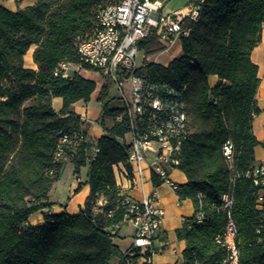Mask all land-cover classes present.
<instances>
[{"label": "trees", "instance_id": "1", "mask_svg": "<svg viewBox=\"0 0 264 264\" xmlns=\"http://www.w3.org/2000/svg\"><path fill=\"white\" fill-rule=\"evenodd\" d=\"M100 4L37 0L16 11L0 5V264H111L122 255L117 234L109 229L125 213L114 170L118 164L129 168L130 147L119 140L127 131L121 122L114 121L98 140H89L69 157L76 169L88 165L85 207L75 215L45 214L42 224L29 222L49 206L45 200L61 176L64 160H55V155L62 132L86 127L72 106L89 102L96 82L79 72L63 77L55 70L61 60L78 61V44L93 34ZM263 23L264 0H205L199 21L183 22L190 32L181 37V54L169 64L150 61L167 48L154 30L138 42L148 74L186 86L191 133L183 143L179 168L188 181L177 193L192 199L195 213L177 230L186 241L182 264H223L227 249L217 236L226 226L221 206L230 192L241 264L264 262V205L257 207L258 187L245 176L254 166L259 143L252 123L259 111L260 79L251 54ZM33 45L36 70L25 66ZM212 75L218 76L213 85ZM113 87L107 77L97 96L103 126L106 117L114 119L117 113L111 106ZM55 97L63 100L59 112ZM227 142L233 144L231 160L225 154ZM95 146L100 151L92 157ZM100 197L107 204L96 212L93 205ZM200 212L204 216L198 223Z\"/></svg>", "mask_w": 264, "mask_h": 264}, {"label": "built area", "instance_id": "2", "mask_svg": "<svg viewBox=\"0 0 264 264\" xmlns=\"http://www.w3.org/2000/svg\"><path fill=\"white\" fill-rule=\"evenodd\" d=\"M168 1L101 0L93 34L78 44V61L61 60L55 70L56 75L63 77L83 70L95 71L104 81L110 77L114 82L110 97L111 106L117 109L114 121L127 127L119 140L130 147L129 168L123 165L124 175L131 187L140 188L144 195L141 200H135L124 194L121 201L124 217L109 228L117 234L124 222L133 227V242L122 253L119 264H170L155 258L159 250L171 247L162 241L158 245L165 209L160 204L157 189L146 193L145 185L151 175L157 182H168L175 189L179 187L169 175L172 169L179 168L183 143L191 133L186 86L179 87L148 74L145 54L138 59L142 51L138 42L154 30L159 40L167 45L163 52L168 51L177 39L189 34L190 28L184 27L183 22L199 21L205 0H193L184 8L163 14L162 9ZM88 141L89 135L84 127L63 131L55 160L74 157ZM224 149L231 160L233 144L227 142ZM99 151L95 146L92 157ZM245 176L252 178L258 187L256 202L261 208L264 205V163L252 166ZM233 200L232 192L226 193L221 206L227 215L225 229L217 236V242L227 249L223 264H241L239 226L233 213ZM106 204L107 199L100 197L93 210L103 211ZM112 214L113 210H110L109 215ZM203 216L202 212L198 214V223L202 222ZM173 251L177 252L175 248Z\"/></svg>", "mask_w": 264, "mask_h": 264}, {"label": "crops", "instance_id": "3", "mask_svg": "<svg viewBox=\"0 0 264 264\" xmlns=\"http://www.w3.org/2000/svg\"><path fill=\"white\" fill-rule=\"evenodd\" d=\"M36 2L37 0H0V5L9 10L16 11L19 8L33 5ZM36 47V45H33L25 55V66L35 70L38 69V66L33 58V53ZM181 51L182 45L180 39V49L176 53H173L169 61L166 62V65L169 64V62L173 58L179 56ZM162 54H164V52L158 53L153 57H156V59H158ZM251 59L258 66V77L260 79V84L258 86L256 94V105L258 106L259 111L254 115L252 123L254 135L259 142L254 149L255 161L253 165H259L264 163V27L262 28L260 42L252 51ZM83 71L80 72L82 76L94 80L83 73ZM209 80L211 85H213L218 81V76L212 75L210 76ZM102 85L103 82H101L100 88L98 90L96 89V91L92 94L91 99L95 98L97 100V96ZM58 98L61 97H55L53 99V105L55 110L59 112L62 108L63 100L62 98L61 100H58ZM55 103L59 104L58 107L55 106ZM80 103L81 105L76 107V104ZM72 109L74 111V114L76 116H79L85 123V129L88 132L90 141L98 140L102 135L106 133V128H110L111 126H113L114 119L112 118V122L109 123V120H111L110 117H106L105 126L101 124L99 120L101 109L99 111V114L91 116V109L87 102L80 100L73 104ZM86 166H81L80 168L76 169V165L71 158L64 159L61 176L59 180L53 184L49 193V197L47 200H45V202L48 203L49 206L39 210L30 217V221L33 224L38 225L44 223L45 214H60L64 211H67L69 214L75 215L85 207L86 199L90 194V185L87 182L88 171L85 178L82 177L81 173L83 172V168ZM66 170L71 171L73 174V179L68 185L62 178ZM114 170L117 182L121 187L122 193L128 195L132 199L141 200L144 196L143 192L140 188L131 187L129 179L124 175L123 164L115 165ZM169 176L170 180L176 183L178 186L181 184H185L188 181L186 174L180 168L172 169ZM64 185L67 186L65 187ZM154 188L157 189L160 196V204L165 209V216L163 219L162 227L158 234V245H160L162 241L168 242L171 247L163 251L159 250L155 254V258L161 263L182 264L183 251L186 248V241L185 239L178 237L177 230L183 226L184 222L188 218L194 215V203L190 198L182 199L177 193V189L172 187L170 183L156 182V179H154L151 175H148V181L145 185L146 193L153 190ZM66 192L67 197L66 199H64V194ZM132 242L133 227L128 222H124L120 227V230L117 232L115 243L119 246L121 252L123 253L131 246ZM173 248L177 250L176 253L173 251ZM120 260L121 255L115 256L111 260V264H119Z\"/></svg>", "mask_w": 264, "mask_h": 264}, {"label": "rangeland", "instance_id": "4", "mask_svg": "<svg viewBox=\"0 0 264 264\" xmlns=\"http://www.w3.org/2000/svg\"><path fill=\"white\" fill-rule=\"evenodd\" d=\"M190 1H193V0H169L166 3L165 7L162 9V13L163 14L173 13L178 9L184 8L186 5H188L190 3ZM179 49H180V39H177L168 51H166V52H164V54L160 55L158 59H156V57L152 56L153 58L151 57L152 59L150 61H154V62L166 65V62L169 61V59L173 55V53H176ZM143 55H144V52L140 51L139 55H138V59L141 60ZM83 73H85L86 75H88L89 77H91L92 79L95 80L97 90L100 88L101 82H104V79L100 73H97L95 71H89V72L83 71ZM58 100H61V98H58ZM87 103L91 109V116L99 114V111L101 109V103L100 102H98L94 98V99H91ZM58 105H59L58 103H55V106L58 107ZM79 105H81V103L76 104V107H78ZM110 118H111V120H109V123L112 122V117H110ZM87 168H88V166L83 168V172L81 173L83 178H85L87 176V171H88ZM72 175H73L72 172L69 170H66V172L63 174L62 178L67 183V185L73 179ZM65 182H64V184H65ZM67 185H64V186L66 187ZM66 197H67V192L64 194V199H66Z\"/></svg>", "mask_w": 264, "mask_h": 264}]
</instances>
